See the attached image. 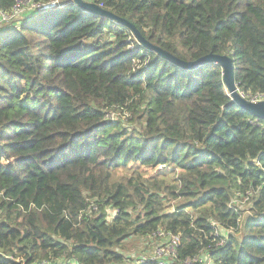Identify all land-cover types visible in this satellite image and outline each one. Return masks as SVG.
<instances>
[{
  "label": "trees",
  "instance_id": "1",
  "mask_svg": "<svg viewBox=\"0 0 264 264\" xmlns=\"http://www.w3.org/2000/svg\"><path fill=\"white\" fill-rule=\"evenodd\" d=\"M93 1L264 97V0ZM62 2L0 31V264H264V120L222 63ZM159 234L174 258L131 262Z\"/></svg>",
  "mask_w": 264,
  "mask_h": 264
},
{
  "label": "water",
  "instance_id": "2",
  "mask_svg": "<svg viewBox=\"0 0 264 264\" xmlns=\"http://www.w3.org/2000/svg\"><path fill=\"white\" fill-rule=\"evenodd\" d=\"M73 1L79 7H81L82 9H84L86 11H91V12H95L97 14L107 15V16H110V17L117 19L118 21L126 24L127 26H129V28H131L133 30L134 34L137 36V38L143 44L150 47L151 49L158 51L163 56H165L166 58H168V59H170L176 63H178L179 65L190 68V67H196V66H198L204 62H208V61H216V62L222 63L224 83L226 85V90H227L228 94L242 108H244L248 112L254 114L258 118H261L264 120V101L254 102L252 100H248L241 93V91L239 90V87L237 86L236 80H235V73H234V67H233L234 61L230 56L211 53V54H207V55H205V56H203V57H201L195 61H192V62L181 60V59L177 58L176 56H174L173 54L167 52L166 50H164L160 46H157V45L151 43L150 41H148L141 34L139 29L133 23L128 21L127 19L122 18L118 15H115L114 13H112V12L106 10L105 8L99 6L95 2H90V1H86V0H73ZM62 4L63 3H60L58 6L50 7V8H48V10L54 9L55 7H59Z\"/></svg>",
  "mask_w": 264,
  "mask_h": 264
},
{
  "label": "rangeland",
  "instance_id": "3",
  "mask_svg": "<svg viewBox=\"0 0 264 264\" xmlns=\"http://www.w3.org/2000/svg\"><path fill=\"white\" fill-rule=\"evenodd\" d=\"M63 0H60V2ZM32 6H25V9L22 11V14L17 19H27L33 12H36L35 10L31 11ZM2 15V16H1ZM6 20V17L3 14H0V31L3 30L5 27L3 25V22ZM23 20H19L18 24H21ZM5 31V29L3 30ZM252 101L254 102H260L264 101L263 96L257 97L251 96ZM124 117L125 115L121 114L120 111L114 112L110 114V117L113 119H116L118 117ZM242 206H245V202L243 201L241 203ZM109 212L112 216L113 210L109 208ZM169 246L168 238L167 236H163L161 234L155 235L153 237L139 239V238H133V240L129 244V248L124 252L126 253L127 257L131 259V262H140L139 259H145L150 258L151 260L154 259H167L168 261H171L172 258H174V254H165V255H159L160 250L166 251ZM167 261V262H168ZM169 263V262H168ZM129 264H131L129 262Z\"/></svg>",
  "mask_w": 264,
  "mask_h": 264
},
{
  "label": "built area",
  "instance_id": "4",
  "mask_svg": "<svg viewBox=\"0 0 264 264\" xmlns=\"http://www.w3.org/2000/svg\"><path fill=\"white\" fill-rule=\"evenodd\" d=\"M71 1H73V0H71ZM86 1L94 2L93 0H86ZM60 3L64 4V2H62V1L60 2V0H51L48 2H42L39 0H19L16 3V5L13 7L11 12L6 13V12H3L2 10H0V14H3L6 17V20L3 22V24H6V23H10L11 20H14V19H17L18 17H20V15L22 14V11L25 9V6H30V8L32 6L31 11H33V10L43 11V10H47L50 7L58 6ZM62 5H60V6H62ZM99 6L102 7V4H100ZM257 97H259V96H257ZM178 243H179V236H172L167 250L166 251L160 250L159 254L160 255L174 254L176 247L178 246ZM190 262H191V260H188V263H190Z\"/></svg>",
  "mask_w": 264,
  "mask_h": 264
},
{
  "label": "clouds",
  "instance_id": "5",
  "mask_svg": "<svg viewBox=\"0 0 264 264\" xmlns=\"http://www.w3.org/2000/svg\"><path fill=\"white\" fill-rule=\"evenodd\" d=\"M96 3V2H95ZM99 5V4H98Z\"/></svg>",
  "mask_w": 264,
  "mask_h": 264
}]
</instances>
